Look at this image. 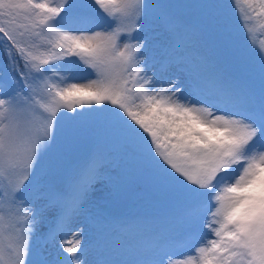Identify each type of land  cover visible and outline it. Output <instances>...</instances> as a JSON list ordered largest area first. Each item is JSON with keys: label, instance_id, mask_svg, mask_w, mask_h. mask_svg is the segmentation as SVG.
Segmentation results:
<instances>
[{"label": "snow or ice", "instance_id": "1", "mask_svg": "<svg viewBox=\"0 0 264 264\" xmlns=\"http://www.w3.org/2000/svg\"><path fill=\"white\" fill-rule=\"evenodd\" d=\"M231 6L245 49L223 3L0 0V264H264V0ZM180 7L246 78L198 53ZM88 126L104 135L68 164ZM116 152L169 208L121 226L129 238L89 210L117 187Z\"/></svg>", "mask_w": 264, "mask_h": 264}, {"label": "rangeland", "instance_id": "2", "mask_svg": "<svg viewBox=\"0 0 264 264\" xmlns=\"http://www.w3.org/2000/svg\"><path fill=\"white\" fill-rule=\"evenodd\" d=\"M208 1L229 5L227 10V26L232 36L233 44L236 48L245 49V32L241 26V20L238 12L231 6V0ZM158 2L171 3L180 6L199 5L194 3L192 0H158ZM177 11L189 21L194 37L193 42L200 55L208 58L209 61L216 63L219 67L231 75L246 78L244 66L233 62L229 50L225 47L224 41L221 37L203 29V26L200 23V17L202 15L200 9L196 7H180ZM101 15L103 16V13H101ZM104 19L107 20L108 18L104 17ZM107 27L108 24H100V28ZM152 36L156 40L157 58H159V56L162 55V46L165 44L167 37L160 28H154ZM69 59L73 61L77 60L76 57H70ZM254 60V56H248L245 58L244 63L251 65ZM80 67L83 71L78 75L81 79H86V74L91 73L92 70L84 68L83 65H80ZM103 135V129L99 127H86L81 141L68 151L66 162L71 164L83 157L87 148L96 139L101 138ZM118 163H120V157L118 152H116L115 161L111 165L110 171L115 169L120 172L119 177H116L115 175L113 176V180L117 187L113 188L111 185H108L104 187L103 191L94 192L89 204V210L92 215L96 214L99 219L107 224H110V220L113 216L126 214V216L122 218L113 219L119 221V223L117 222V225L119 226L118 229H120V235L123 238H129L128 232L124 231L121 226L132 225L135 222L141 221H148L155 224L157 215H146L150 214L149 208L153 207L158 213L163 215L169 211V208L161 201L152 184L144 176H142L138 167L128 163L123 164L122 168H117ZM136 190H139L137 191L138 195L133 193V191ZM135 210H138V212H135ZM102 211H106L111 216H101ZM203 232L207 234V229H204ZM193 242L198 243V238ZM173 247H175V242L173 243ZM89 248H92V250L87 251L86 259L90 262L99 259L97 247L92 243ZM178 254L183 253L178 252Z\"/></svg>", "mask_w": 264, "mask_h": 264}, {"label": "trees", "instance_id": "3", "mask_svg": "<svg viewBox=\"0 0 264 264\" xmlns=\"http://www.w3.org/2000/svg\"><path fill=\"white\" fill-rule=\"evenodd\" d=\"M194 3L196 4H204V3H208V0H192Z\"/></svg>", "mask_w": 264, "mask_h": 264}, {"label": "bare ground", "instance_id": "4", "mask_svg": "<svg viewBox=\"0 0 264 264\" xmlns=\"http://www.w3.org/2000/svg\"><path fill=\"white\" fill-rule=\"evenodd\" d=\"M89 246H90V244H89ZM89 246H88V247H89Z\"/></svg>", "mask_w": 264, "mask_h": 264}]
</instances>
